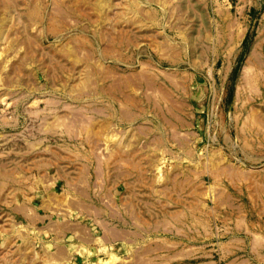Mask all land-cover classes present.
Returning <instances> with one entry per match:
<instances>
[{
	"label": "rangeland",
	"instance_id": "obj_1",
	"mask_svg": "<svg viewBox=\"0 0 264 264\" xmlns=\"http://www.w3.org/2000/svg\"><path fill=\"white\" fill-rule=\"evenodd\" d=\"M0 264H264V0H0Z\"/></svg>",
	"mask_w": 264,
	"mask_h": 264
},
{
	"label": "bare ground",
	"instance_id": "obj_2",
	"mask_svg": "<svg viewBox=\"0 0 264 264\" xmlns=\"http://www.w3.org/2000/svg\"><path fill=\"white\" fill-rule=\"evenodd\" d=\"M242 35L238 33L236 35L235 41H238L239 39H242ZM260 46H261V38H260V31L258 32L253 45L251 46L250 52L248 56L246 57L245 65L242 67L241 74H240V80L239 85L243 83V81H246V76L248 75L252 64H254L260 57Z\"/></svg>",
	"mask_w": 264,
	"mask_h": 264
}]
</instances>
